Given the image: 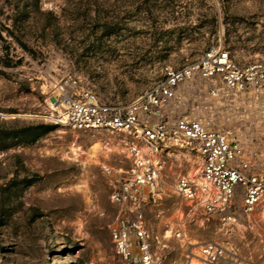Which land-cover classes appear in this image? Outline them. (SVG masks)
Returning a JSON list of instances; mask_svg holds the SVG:
<instances>
[{
    "label": "rangeland",
    "instance_id": "obj_1",
    "mask_svg": "<svg viewBox=\"0 0 264 264\" xmlns=\"http://www.w3.org/2000/svg\"><path fill=\"white\" fill-rule=\"evenodd\" d=\"M213 47L240 65L264 62V0H0V264H125L109 199L130 167L125 139L51 123L54 85L78 79L103 102L126 105L164 67L193 65ZM221 87L194 76L163 112L263 150L264 102L210 95ZM38 126L46 133L27 142L25 128ZM180 149L144 213L158 264H189V245L207 242L238 264H264L263 221L224 226L176 194V179L199 182L201 169L195 152Z\"/></svg>",
    "mask_w": 264,
    "mask_h": 264
},
{
    "label": "built area",
    "instance_id": "obj_2",
    "mask_svg": "<svg viewBox=\"0 0 264 264\" xmlns=\"http://www.w3.org/2000/svg\"><path fill=\"white\" fill-rule=\"evenodd\" d=\"M194 76L220 82L221 88L209 91L212 97L222 92L264 102V62L240 65L219 47L209 49L193 65L164 67L161 80L126 105L103 102L78 79L54 85L48 110L51 123L125 139L130 167L121 171L109 196L120 210L110 226L111 239L125 264H158L144 213L161 198L167 157L179 154L181 147L199 156L201 169L199 182L188 176L176 179L179 197L199 205L208 219L224 226L242 220L264 222V149L248 150L201 120L169 119L163 112L175 98L177 87ZM186 259L189 264H238L217 242L189 245Z\"/></svg>",
    "mask_w": 264,
    "mask_h": 264
},
{
    "label": "trees",
    "instance_id": "obj_3",
    "mask_svg": "<svg viewBox=\"0 0 264 264\" xmlns=\"http://www.w3.org/2000/svg\"><path fill=\"white\" fill-rule=\"evenodd\" d=\"M47 129L48 128L46 126L27 127L25 128L24 130L25 133L22 136L27 142H33L42 135H44Z\"/></svg>",
    "mask_w": 264,
    "mask_h": 264
},
{
    "label": "bare ground",
    "instance_id": "obj_4",
    "mask_svg": "<svg viewBox=\"0 0 264 264\" xmlns=\"http://www.w3.org/2000/svg\"><path fill=\"white\" fill-rule=\"evenodd\" d=\"M74 155L76 156L77 154H76V151H74ZM198 181V180H197Z\"/></svg>",
    "mask_w": 264,
    "mask_h": 264
}]
</instances>
